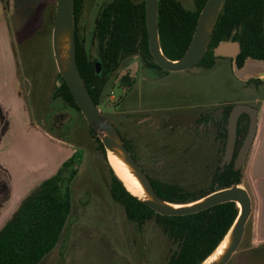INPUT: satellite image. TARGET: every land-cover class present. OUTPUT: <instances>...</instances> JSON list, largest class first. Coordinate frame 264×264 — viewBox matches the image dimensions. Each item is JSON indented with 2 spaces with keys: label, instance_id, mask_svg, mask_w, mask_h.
<instances>
[{
  "label": "rangeland",
  "instance_id": "1",
  "mask_svg": "<svg viewBox=\"0 0 264 264\" xmlns=\"http://www.w3.org/2000/svg\"><path fill=\"white\" fill-rule=\"evenodd\" d=\"M8 1L6 15L19 73L28 86L23 90V82L19 83L26 106L22 120L29 124L26 131L30 137L39 134L36 137L55 159L54 166L38 183L54 175V169L67 160H72V168L77 170L69 185L72 210L66 228L57 246L39 264H166L175 246L153 221L139 230L125 219L123 209L110 196L108 169L89 136L84 118L75 109L52 99L59 78L48 35L52 18L49 0ZM110 1L84 0L79 37L86 44L92 28L89 12L93 4L98 10ZM178 1L187 10L194 9L193 0ZM91 52L94 55V47ZM124 75L133 80L131 86L120 84ZM235 105L257 110L264 107V81L256 84L238 80L229 60L217 58L207 70L194 66L169 73L144 68L137 57H132L109 77L99 109L129 141L134 160L147 177L197 192L209 188L210 179L220 166L222 149L219 152L217 148L223 146L219 136L217 139L210 121L198 129L172 128L166 123L178 115L213 116L214 112L219 116L223 106ZM0 126H4L3 120ZM6 129L8 124L4 133ZM16 129L18 133L20 127ZM262 133L264 125L257 132ZM20 134L12 135L14 141L8 146L13 154L25 155L31 144L27 136ZM248 223L237 252L227 264H264V243L252 244Z\"/></svg>",
  "mask_w": 264,
  "mask_h": 264
},
{
  "label": "trees",
  "instance_id": "2",
  "mask_svg": "<svg viewBox=\"0 0 264 264\" xmlns=\"http://www.w3.org/2000/svg\"><path fill=\"white\" fill-rule=\"evenodd\" d=\"M206 1L193 0L194 9L187 10L178 0H158V38L161 51L167 59L175 61L183 56ZM83 8L84 0H72L75 58L81 78L96 106L101 104L109 77L119 69L124 60L137 56L145 67H154L164 72L154 63L148 50L144 0H111L102 7L88 43L97 47L98 63L92 61L88 44L79 37L78 22ZM263 14L264 0H224L207 51L196 66L205 70L211 69L217 59L213 53L214 48L226 41L239 43L240 52L236 59L238 67L247 58L264 61ZM58 78V85L52 91V99L61 101L63 105L80 114L59 74ZM260 81L252 79L249 82L258 84ZM132 83L133 80L126 75L120 78V84L131 86ZM230 109L231 106L227 108L219 126L221 131L218 136L223 141L222 154ZM87 127L96 150L106 163L110 196L123 209L125 219L139 230L148 221L154 222L159 231L175 246L166 264H200L204 261L235 221L239 212L236 204L223 203L187 216L167 217L156 214L126 190L108 164L99 138L88 125ZM247 129L248 117L243 114L238 121L237 136L243 140ZM119 135L132 155L129 141L120 133ZM240 144L238 141L237 147ZM72 166V160L65 161L54 175L38 184L19 203L0 227V264H39L57 246L72 210L69 185L77 174ZM241 179L242 169L235 170L233 162L225 165L222 170L220 166L217 167L210 179L209 188L205 191L193 192L175 183L149 178L158 197L178 205L197 201L232 185H239Z\"/></svg>",
  "mask_w": 264,
  "mask_h": 264
},
{
  "label": "water",
  "instance_id": "3",
  "mask_svg": "<svg viewBox=\"0 0 264 264\" xmlns=\"http://www.w3.org/2000/svg\"><path fill=\"white\" fill-rule=\"evenodd\" d=\"M223 2L224 0H207L205 2L198 16L187 50L181 58L172 61L163 55L159 44L157 25L158 0H144L148 50L154 63L161 70L169 73L182 72L196 66L207 51ZM262 30L264 38V14ZM51 47L58 74L65 82L85 122L102 143L106 155L108 156V154H111L114 156L140 185L143 191V197L138 198L133 195L134 197L156 214L167 217L197 214L211 207L228 202L236 204L239 212L232 226L214 251L200 263L227 264L240 246L245 232V226L252 213V203L249 193L241 187L240 184H236L229 188L215 191L188 204H171L162 200L155 193L147 175L142 171L125 147L118 131L100 111L99 107L94 104L81 78L75 58V31L72 17V0H56L51 33ZM239 52V43L233 41L221 42L213 50L215 57H228L233 59V71L238 80L246 82L251 79H260L264 81V62L248 58L240 68H237L235 59ZM242 114L249 117V124L247 133L234 157L237 140V124ZM195 118V116L178 115L170 119L167 123H169L171 127H175L176 125L181 126L188 123V121H194ZM257 121V109L248 105H235L231 108L226 123V141L220 162L221 170L225 165H229L231 162H233L235 170H239L245 164L256 135ZM193 125H195V123ZM108 164L110 165L109 161ZM111 169L113 170L112 167ZM224 241L225 246L220 254L212 261L206 263L208 258L214 254Z\"/></svg>",
  "mask_w": 264,
  "mask_h": 264
},
{
  "label": "crops",
  "instance_id": "4",
  "mask_svg": "<svg viewBox=\"0 0 264 264\" xmlns=\"http://www.w3.org/2000/svg\"><path fill=\"white\" fill-rule=\"evenodd\" d=\"M49 3L51 5L50 18L51 15L52 18L48 27V35L51 38L56 0H49ZM8 5V0H0V123L2 120L4 122V126H0V223L3 222V224L19 203L40 184L38 183L40 178H45L46 170L55 164V159L51 157V152H48L46 144L36 137L39 134L30 137L29 132L26 131L29 124L22 120V116H26L25 94L19 91V83L23 82V79L19 73L17 56L6 15ZM45 33H47V27ZM20 87L23 90L28 89L24 82ZM257 112L256 135L245 164L241 168L244 170H242L240 184L251 198L252 213L248 222L251 223L249 235L253 245L264 243V133L257 134L259 126L264 125V107L259 108ZM7 124L8 129L4 133ZM19 127L18 133H22L21 137L27 136L28 142L31 144L29 153L25 155L13 154L8 146L14 141V136L18 134L16 128ZM30 133L32 132L30 131ZM221 149L219 146L217 151L220 152ZM17 160L20 161V164L17 163ZM54 170L52 172H55ZM26 191L28 193L22 195Z\"/></svg>",
  "mask_w": 264,
  "mask_h": 264
},
{
  "label": "flooded vegetation",
  "instance_id": "5",
  "mask_svg": "<svg viewBox=\"0 0 264 264\" xmlns=\"http://www.w3.org/2000/svg\"><path fill=\"white\" fill-rule=\"evenodd\" d=\"M106 5V4H105ZM103 7V6H102ZM102 7L101 8H99L98 10H97V4L96 3H94L93 4V7H92V9L90 10V12H89V16H90V19H91V22H92V28H91V30H90V36H89V42L88 43H90V39H91V36H92V33H93V29H94V25H95V22L97 21V17H98V15H99V12H100V10L102 9ZM83 10H84V8H83ZM97 10V11H96ZM83 15V11H82V14H81V16ZM81 18V17H80ZM79 22H80V19H79ZM78 22V23H79ZM75 31V30H74ZM88 46H89V55H90V57H91V59H92V61H94V62H100L99 61V54H98V49H97V47L95 46V45H93V44H88ZM91 47H94L95 48V52H94V55L92 54V52H91ZM238 56V55H237ZM134 57H137V56H134ZM138 59H139V61H140V63L143 65V67L144 68H147V67H145L144 66V64L142 63V61L140 60V58L139 57H137ZM217 58H219V59H226V60H229V62H230V65H231V67H233V59H231V58H228V57H217ZM236 59H237V57H236ZM236 59H235V64H236V66H237V63H236ZM248 59V58H247ZM245 62V61H244ZM243 62V63H244ZM264 62V61H263ZM243 65V64H242ZM241 67V66H240ZM240 67H238L237 66V68H240ZM152 68H154V67H152ZM100 70V69H99ZM125 76V75H124ZM252 80V79H251ZM260 80V79H259ZM250 81V80H249ZM261 81H263V80H261ZM246 82H248V81H246ZM229 107V106H228ZM228 107H225V106H223L222 107V110L220 111V115L218 116V115H214V112L212 113L213 114V116H208V114H194V115H191V116H195L196 118H195V120L194 121H188V123H186L185 125H181V126H187V127H190L191 128V126L194 128V129H198V127H199V125L200 124H203V125H205V124H207L209 121H210V125H211V127H213V130H214V132H216V138L218 139V135H219V132L221 131L220 129H219V126H220V124H221V120L224 118V115H225V113H226V110H227V108ZM233 106H231V108H232ZM231 110V109H230ZM230 112V111H229ZM108 113V112H107ZM108 115V114H107ZM243 115V114H242ZM242 115H240V117L242 116ZM240 117H239V119H240ZM248 117V116H247ZM239 119H238V121H239ZM195 123V125H193ZM248 124H249V117H248ZM166 125H169L170 126V124L169 123H166ZM178 125H176L175 127H177ZM237 126H238V124H237ZM171 127V126H170ZM175 127H172V128H175ZM238 141L239 142H241V144H242V139L240 138V136H237V140H236V146H235V152H234V154H235V156H236V153H237V151H238V149H239V147L241 146V144L237 147V144H238ZM219 142H222V140L220 139V141ZM225 147V146H224ZM222 151V150H221ZM224 152V151H223ZM222 156H223V154H222V152H221V158H222ZM221 158H220V162H221ZM217 169V168H216Z\"/></svg>",
  "mask_w": 264,
  "mask_h": 264
},
{
  "label": "bare ground",
  "instance_id": "6",
  "mask_svg": "<svg viewBox=\"0 0 264 264\" xmlns=\"http://www.w3.org/2000/svg\"><path fill=\"white\" fill-rule=\"evenodd\" d=\"M107 158H108V161H109L111 167L113 168L116 176L122 181L125 188L132 195H134L138 198H142L143 197V191H142L140 185L133 178V176L127 171V169L124 168V166L119 161H117L114 158V156H112L111 154H108ZM224 246H225V241L218 247V249L214 252V254L210 258H208L206 263H208V262L212 261L214 258H216L220 254V252L224 248Z\"/></svg>",
  "mask_w": 264,
  "mask_h": 264
}]
</instances>
